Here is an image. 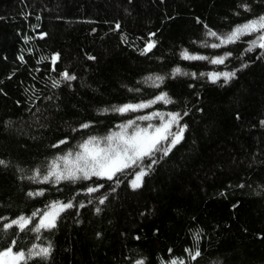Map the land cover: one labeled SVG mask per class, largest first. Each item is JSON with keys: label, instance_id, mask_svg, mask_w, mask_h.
Returning <instances> with one entry per match:
<instances>
[{"label": "trees", "instance_id": "obj_1", "mask_svg": "<svg viewBox=\"0 0 264 264\" xmlns=\"http://www.w3.org/2000/svg\"><path fill=\"white\" fill-rule=\"evenodd\" d=\"M261 17L264 0H0V253L264 264V29L228 42ZM172 116L111 179L77 160Z\"/></svg>", "mask_w": 264, "mask_h": 264}, {"label": "snow or ice", "instance_id": "obj_2", "mask_svg": "<svg viewBox=\"0 0 264 264\" xmlns=\"http://www.w3.org/2000/svg\"><path fill=\"white\" fill-rule=\"evenodd\" d=\"M257 29H264V17H261L258 21H253L251 23H248L244 25L242 28H238L236 32L232 34L228 38V42L232 41L234 38H236L239 34H243L250 31H256ZM213 35H215L213 33ZM260 39L264 41V36H261ZM262 47H264V44H261ZM152 45H149V48H151ZM187 58V57H186ZM221 60H215L213 63H221ZM227 76V74H226ZM66 79H73L74 77H70L67 74H65ZM213 80L216 79V77H212ZM129 109H132V106H126L124 108L118 109L120 112L128 111ZM177 119L176 116H172L171 120L175 121ZM86 127V125H85ZM168 126L165 125L164 129H157V133L159 134L161 131L166 132ZM166 138L162 137L160 135H157L156 137H148L143 133H137L134 136L125 139L122 134H115V136H109L107 139L109 142L115 140H119L121 143L117 144L116 147H113L111 143L107 148H101L99 147V144H97L94 141L86 142L84 145H82L83 154L77 157V160H84L85 165L90 162L91 163V174L92 175H98V176H107V178L111 179L112 176L120 171L124 167L129 166V161L135 162L138 159H141L143 156L150 154V152L155 147V144L159 142L160 139ZM179 136H177V141L179 140ZM89 145H94L93 147H89ZM66 162H67V158ZM3 161H0V164H2ZM84 169L77 166L75 168V171H83ZM75 171L72 169L68 170V178H75ZM88 172L85 171V177L88 176ZM144 175L142 172L140 175L136 177V180L133 181V188H137L140 186V180L141 177ZM60 176H57V179H60ZM92 191V189H90ZM70 207L71 205H67ZM55 217L54 215H45L44 218L41 220L40 227H55L54 223ZM13 223L19 224L21 227L26 225L28 221L21 217L20 221H13ZM8 227H11V225H8ZM47 255L48 249H41L40 253ZM199 255V253H197ZM3 258H9L6 260H3V264H17L18 261L24 259L23 253H16L13 254L11 249L4 251L3 253H0V259ZM175 264V262H174Z\"/></svg>", "mask_w": 264, "mask_h": 264}, {"label": "rangeland", "instance_id": "obj_3", "mask_svg": "<svg viewBox=\"0 0 264 264\" xmlns=\"http://www.w3.org/2000/svg\"><path fill=\"white\" fill-rule=\"evenodd\" d=\"M150 45H151V44H150ZM149 49H150V48H149V46H148V47H147V50H149ZM171 122H172V120L169 119V120H167L165 123H163L159 128H155V129H152V130H146V131H140V132H137V133H143V134H145V135L148 136V137H156L157 135H160V136H162V137H165L166 134L169 132V127H170V125H171ZM165 125L168 126L167 131H166V132L161 131V132L158 134V133H157V129H161V130H163L164 127H165ZM137 133L130 134L129 136L125 135L124 138H125V139H128V138L134 136V135L137 134ZM177 136L180 137V134H179V133H175V134H174V141H175V142L177 141V139H176ZM163 139H164V138L160 139L159 141H162ZM156 144H157V143H156ZM156 144H155V145H156ZM136 161H137V160H136ZM136 161H135V162H136ZM131 164H133V162L129 161V165H131ZM124 168H125V167H124ZM138 175H140V174H138ZM138 175L135 176L134 181L136 180V177H137ZM105 177H107V176H105ZM140 181H141V180H140ZM132 185H133V184H132ZM63 210H64V206H56V207H53L52 209L48 210V211H47V212H46L41 218H39V220H38L39 226H40V224H41V220L44 218L45 215H49V214L54 215V217H55V219H56L57 216H58ZM27 221H28V223H29V220H27ZM54 222H55V220H54ZM28 223H27V224H28ZM27 224H26V225H27ZM18 225H19V224H18ZM24 226H25V225H24ZM42 228H47V227H42ZM6 259H9V258H3V259H0V264H3V260H6ZM23 260H24V259L18 261L17 264H20Z\"/></svg>", "mask_w": 264, "mask_h": 264}]
</instances>
